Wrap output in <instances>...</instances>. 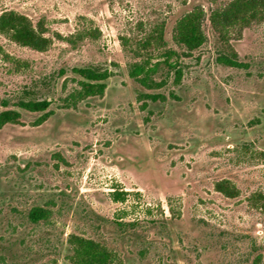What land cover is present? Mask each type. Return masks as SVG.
Returning <instances> with one entry per match:
<instances>
[{
	"label": "rangeland",
	"instance_id": "1",
	"mask_svg": "<svg viewBox=\"0 0 264 264\" xmlns=\"http://www.w3.org/2000/svg\"><path fill=\"white\" fill-rule=\"evenodd\" d=\"M229 1L0 0V14L26 16L52 41L40 52L0 33V104L20 113L0 128V264H69L70 235L116 264H264V14L218 33L208 15ZM193 7L205 42L184 56L172 29ZM231 51L241 66L218 62ZM145 58L157 90L128 76ZM82 67L107 70L106 88L67 107ZM20 99H47L52 114L36 125L43 113ZM32 207L47 220L31 222Z\"/></svg>",
	"mask_w": 264,
	"mask_h": 264
},
{
	"label": "trees",
	"instance_id": "2",
	"mask_svg": "<svg viewBox=\"0 0 264 264\" xmlns=\"http://www.w3.org/2000/svg\"><path fill=\"white\" fill-rule=\"evenodd\" d=\"M264 14V0H231L223 8L213 10L208 15V21L211 27L218 33L226 31L228 28L240 26L246 27L250 23L256 21ZM205 15L200 7H193L190 11L180 17L172 29V41L181 48L183 55L197 50L205 42V35L202 30V22ZM0 33L6 34L16 44L28 47L34 51L47 50L52 41L43 35L41 29H36L30 19L15 11H5L0 14ZM71 39H68V41ZM155 40H163V27H160L155 36ZM71 43V41H69ZM2 49L0 47V55ZM164 64L171 69H175L174 65L169 63L173 57L178 58L177 53L172 49H167L164 55ZM220 64L228 67L241 66L236 61V54L230 52L217 59ZM73 73L79 78L77 88L65 99L67 107H75L78 102L88 97H102L106 88L105 81L109 77L107 70H101L92 67H82L72 69ZM157 72V63L151 64L148 58L129 66L128 76L139 86L146 90H157L162 86V82L154 80ZM176 82L179 80L178 70L175 69ZM158 95L139 94L137 99L151 100L154 102ZM15 106L20 110L27 112L43 113L37 120L36 125L44 122L51 114L48 111L50 101L47 99H29L18 100ZM146 103H142L141 108L144 109ZM0 107V128L6 124H16L20 118L17 110L6 109L7 102L2 101ZM214 189L226 197L235 196V191L228 185L226 181L215 183ZM127 196L126 191H118L112 189L109 193L110 200L113 202H123ZM49 211L43 207H32L28 212V219L31 222L38 220H47ZM69 249V264H116L111 253L97 242L74 235L67 238Z\"/></svg>",
	"mask_w": 264,
	"mask_h": 264
}]
</instances>
